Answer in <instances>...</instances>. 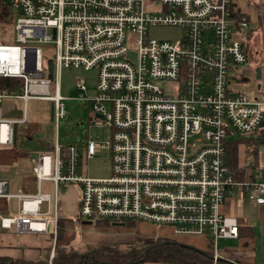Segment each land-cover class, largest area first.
<instances>
[{
    "label": "built area",
    "instance_id": "2783aa9c",
    "mask_svg": "<svg viewBox=\"0 0 264 264\" xmlns=\"http://www.w3.org/2000/svg\"><path fill=\"white\" fill-rule=\"evenodd\" d=\"M6 1L17 39L0 45V78L12 79L0 87V103L20 100L23 112L3 119L0 109V149L14 146L13 127L26 122L29 100L52 104L56 133L33 160L36 192L10 195L0 180V198L17 201L14 215H0V229L50 236V264L60 193L75 184V220L169 228L173 236L206 241L212 264L221 260L218 241L238 238L236 221L220 213L226 196L242 188L249 202L264 204L263 174L239 171L234 178L226 166L227 141L256 133L264 120V98L231 89L237 66L247 63L249 19L233 0ZM156 27L178 37L150 38ZM63 69L95 70L92 93L79 79L74 98L61 96ZM67 100L91 106L92 125L109 129L105 141L80 148L59 140ZM102 150L109 176L91 178L86 163Z\"/></svg>",
    "mask_w": 264,
    "mask_h": 264
},
{
    "label": "rangeland",
    "instance_id": "374dc122",
    "mask_svg": "<svg viewBox=\"0 0 264 264\" xmlns=\"http://www.w3.org/2000/svg\"><path fill=\"white\" fill-rule=\"evenodd\" d=\"M155 8H158V6L156 5ZM149 37L157 40H174L178 37V33L176 30L171 28L156 27L149 31ZM16 39L17 30L13 24L0 25V45H13L16 43ZM257 40L260 41V37L257 36ZM259 41L254 46V48L257 56L259 55L260 57H263L262 63L264 65V42ZM44 52L48 58H54V50L52 46L45 47ZM257 67L261 68V64H254V69ZM243 78L247 79V82H241ZM79 79L84 80V83L87 87V93L91 94L95 84V70L86 72L82 69H63L60 73L59 81L60 95L66 98H74L76 94L74 91V84ZM234 79L237 80H234L231 83V89L234 91H238L242 94L245 93L251 97H259L261 96L262 91L264 92V79L262 78L259 81H256L254 70L248 63L237 66ZM257 85H260V89H257ZM20 93L21 92H19V94ZM63 103L64 109L66 111V116L61 120L58 126V137L61 142L66 144H74L81 148L84 147V145L88 141H105L109 133V129L107 126L97 127L92 125L94 116L91 110V106L88 103H80L71 100L64 101ZM50 106V102L40 100H29L26 104V122L23 124H17L15 144V147L25 153L26 156L20 158L12 166L0 165V180H4L7 182V194L16 195L23 192L21 186H24L25 183H21V178L24 176H31L33 173L34 162L29 158V154L41 151L40 145L42 143L53 144L55 141L56 126L50 121ZM22 108L23 103L20 100L13 98L3 99L0 103L1 117L3 119H21L23 112ZM30 126H35L36 132L28 138L24 133L26 128ZM237 136L250 138V136L247 134H237ZM244 145L247 149L249 148V151L245 155L246 164H248L249 162H253L256 159L255 155H257L258 166L256 165L255 171H259L263 174L264 145ZM254 149L256 150V152L254 151ZM109 171L110 161L108 152L106 150H102L101 152L97 153L86 163V173L91 178H106L109 176ZM243 172L244 169H241L240 174ZM42 186L45 192L51 190V186L49 183L43 182ZM25 187L27 189V193L36 192V183L34 180L28 181ZM79 191L80 187L78 185H70L67 187L65 193L61 191L60 197L65 194L72 202V199L74 198V196H76L77 193H79ZM7 201L9 215H14L17 210V201L15 199H9ZM74 213L75 212L73 211L70 220L74 219ZM67 222L69 223V225L65 228V234L62 236L59 242H55H57V245L62 246L64 244H61V242L65 240V242H68L71 246L77 248L78 250H84L86 242L84 241V238L82 236V230L84 229V226L81 224L82 221H77L74 219ZM138 224L140 223H136L135 225ZM136 229H138L136 230L137 236L145 237L147 235L146 230L139 228ZM165 231L167 230L160 228L153 229L151 233L158 236H164L166 235ZM256 231L257 232H255V240L257 253L263 252L264 254V224H258V226L256 227ZM33 238L34 239L31 240V243L36 247L33 250L38 255L37 260H43V258L49 252L48 249H50L53 240L48 235H38L33 236ZM226 239H220L218 241L219 246L223 245L225 248L234 249L238 241H231ZM124 246L119 244L113 247L120 251H125L126 248H124Z\"/></svg>",
    "mask_w": 264,
    "mask_h": 264
},
{
    "label": "crops",
    "instance_id": "0c3cea01",
    "mask_svg": "<svg viewBox=\"0 0 264 264\" xmlns=\"http://www.w3.org/2000/svg\"><path fill=\"white\" fill-rule=\"evenodd\" d=\"M233 2L236 9L249 19V31L247 33L248 34L250 33L251 37L253 36L255 37L257 35L258 37H260L259 42H264V0H233ZM252 69L255 70L254 68ZM262 78L264 79V65L261 66V79ZM244 79L245 78H243L241 82H244L243 81ZM259 98H264L263 91L261 93V96H259ZM262 129H264V127H261L260 130H258L251 137L253 141L251 142V145L253 143L255 146L260 144L264 145V143L258 142L259 139L262 140L264 139L262 136L264 134V130ZM248 151L249 148L247 149L244 144H240L238 146V168L240 172L241 169H244L245 173L253 174L256 169L253 171V169H251L248 166V164H246L245 162L246 159L245 155ZM254 161H256L258 166L257 155ZM263 177H264V173H263ZM66 189L67 187L62 191L65 193ZM246 195L247 192L242 188L234 189L229 195L226 196L222 206L220 207V213L228 220L236 221V219H241L245 225H248L252 228L253 237L236 238V239L227 238L226 240H231V241L237 240L238 243L234 249L225 248L223 245H221L220 246L221 260H225L227 262H230L231 264H264V254L263 252L257 253L256 240H255L256 238L255 232H257L256 227L258 226V224H262V225L264 224V204H255L249 202L246 199ZM77 206H78V193L76 194V196H74L72 202L65 194H63V196H61L59 199L58 223L60 219H64L63 235L65 234L66 226L69 225L67 221L74 220V219L72 220L70 219L72 217V212L73 211L76 212ZM137 223L140 224L135 225L132 228H126L125 226L114 227L112 226V224H110V226L107 227L83 225L84 229L82 230V236L84 238V241L86 242L85 246H93L95 244L117 246L121 244L122 246L125 245L124 248L127 249V247L132 245L137 240L164 237V238L176 239L178 242L184 245L191 246L194 249L201 251L203 250L205 251L209 247L208 243L202 239L173 236L171 234V229L169 228L155 227L151 224H147L143 222H137ZM135 227L146 230L147 235L145 237L137 236L136 230L138 229H136ZM160 228L167 230L165 231L166 235L158 236L151 233L153 229H160ZM33 236H38V235L16 234L12 231L0 229V257L24 259L27 261H47L49 264V259H48L49 252L43 258V260L41 259L37 260L38 255L33 250L36 247L31 243V240L34 239ZM64 242L65 240L61 242V244H64L62 246H71L68 242L65 243ZM48 250L50 251V249ZM144 264H161V263H144Z\"/></svg>",
    "mask_w": 264,
    "mask_h": 264
},
{
    "label": "trees",
    "instance_id": "16d2710c",
    "mask_svg": "<svg viewBox=\"0 0 264 264\" xmlns=\"http://www.w3.org/2000/svg\"><path fill=\"white\" fill-rule=\"evenodd\" d=\"M13 24V15L6 0H0V25ZM257 36L245 35L244 50L247 56V63L254 68V64L263 65V57L257 56L254 46L257 44ZM12 79L0 78V87L10 84ZM260 130V129H259ZM264 130V129H262ZM36 132L35 126H30L25 130V136L31 137ZM255 133L249 134L250 138L242 136L236 137L226 143V166L234 178L239 173L238 168V146L240 144L251 145V137ZM264 138V134L262 135ZM264 140V139H263ZM262 139L258 142L264 143ZM255 141V140H254ZM254 144V143H253ZM252 144V145H253ZM257 144V143H255ZM256 152V150L254 149ZM25 153L18 150L15 146L0 149V165L12 166L20 158L25 157ZM256 156V155H255ZM256 161L249 162L248 166L256 169ZM257 173V171H254ZM34 180L32 176L21 178V183L26 185L28 181ZM262 180L264 177L262 176ZM21 186L23 193H27L26 187ZM8 201L0 198V215H8ZM63 222L60 219L57 225L56 241H60L63 236ZM238 238L253 237L252 228L245 225L241 219H236ZM97 227H107L110 223L97 222ZM135 222H126V228H132ZM144 263H161V264H212V251L209 247L204 251L194 249L191 246L184 245L173 238H148L137 240L130 245L125 251L115 249L108 245L85 246L80 251L73 246L55 245V254L51 264H144ZM0 264H48L47 261H27L24 259H13L0 257ZM216 264H231L225 260H217Z\"/></svg>",
    "mask_w": 264,
    "mask_h": 264
},
{
    "label": "water",
    "instance_id": "95a60500",
    "mask_svg": "<svg viewBox=\"0 0 264 264\" xmlns=\"http://www.w3.org/2000/svg\"><path fill=\"white\" fill-rule=\"evenodd\" d=\"M52 67H53L52 66V61L49 60L48 61V71H49L48 77L49 78H52ZM254 73H255V79H256V81H259L261 79V68L260 67L255 68ZM243 81L246 82L247 80L244 79ZM257 88L259 89L260 88V85H257ZM97 117L100 118V119H102V116H97ZM50 121H52V104L50 106ZM261 127H264V120H263V122L261 124ZM13 129H14V132H15L16 131V127L14 126ZM15 143L16 142H14V146H15ZM35 157H36V153H31L29 155V158L32 159V160H34ZM81 224L82 225H88V226L91 225V223L88 222V221L87 222L86 221H83V222H81ZM112 226H114V227H124V223H112Z\"/></svg>",
    "mask_w": 264,
    "mask_h": 264
}]
</instances>
